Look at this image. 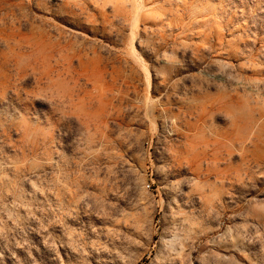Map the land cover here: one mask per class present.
<instances>
[{"label": "rangeland", "instance_id": "374dc122", "mask_svg": "<svg viewBox=\"0 0 264 264\" xmlns=\"http://www.w3.org/2000/svg\"><path fill=\"white\" fill-rule=\"evenodd\" d=\"M0 264H264V0H0Z\"/></svg>", "mask_w": 264, "mask_h": 264}]
</instances>
